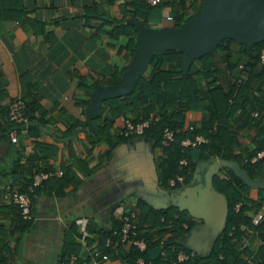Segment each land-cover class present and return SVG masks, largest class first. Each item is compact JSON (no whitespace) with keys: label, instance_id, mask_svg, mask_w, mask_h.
Masks as SVG:
<instances>
[{"label":"crops","instance_id":"crops-1","mask_svg":"<svg viewBox=\"0 0 264 264\" xmlns=\"http://www.w3.org/2000/svg\"><path fill=\"white\" fill-rule=\"evenodd\" d=\"M129 2L0 1V263L94 264L90 251L99 248L95 232L118 223L126 208L135 210L140 231H149L147 241L160 245L153 258L159 255L165 261L161 264L168 261L166 240L170 250L176 243L201 255L222 228L225 199L212 187L210 174L233 173L218 160H235L234 155L244 157L251 152L256 127L242 121L233 123L237 143L224 147V158L202 156L200 150L195 161L189 157L190 163H178L184 167L179 172L184 178L170 186L160 178L163 146L146 135L122 137L117 133L123 117L137 114L135 108L127 107L112 116L105 128L85 126L90 91L121 77V62L115 53L125 36L108 31L114 21L132 17ZM166 14H170L167 6L153 7L146 22L159 23ZM238 43L233 40L229 44L232 62L239 56ZM243 74L245 77V71ZM195 78L201 79L197 74ZM256 86L257 80L252 79L250 87ZM13 97L35 101L38 108L31 128L19 130L11 143L3 108ZM159 111L156 105L152 113ZM205 114L200 109H184L182 127L198 124ZM96 124L102 126V121L96 119ZM41 169H59L61 174L40 182L33 193L30 221H20L16 207L1 198L2 185L19 187ZM252 211L250 205L244 209L248 216ZM157 212L160 215L155 219ZM178 213L183 214L181 232L170 223ZM260 229L263 235L264 223ZM82 230L87 232L83 237ZM245 237L249 254L240 253L243 260L262 242L255 233ZM115 245H111L107 264H124L120 256L128 247L121 242Z\"/></svg>","mask_w":264,"mask_h":264},{"label":"trees","instance_id":"trees-1","mask_svg":"<svg viewBox=\"0 0 264 264\" xmlns=\"http://www.w3.org/2000/svg\"><path fill=\"white\" fill-rule=\"evenodd\" d=\"M200 1L161 0L155 5H150L145 0H130L129 3L132 6L131 16L137 17L146 26L150 8L161 5L167 6L171 15L168 26L178 27L198 10ZM2 16L1 13L0 17ZM108 34L113 36L122 34L125 36L123 44L118 45L115 53L116 59L121 62L118 69L121 73L131 58L137 39L136 31L127 18H123L114 21ZM232 41L231 38H220L208 50L194 57L186 69L180 67L179 60L182 55L180 48L170 47L164 50L152 51L147 63L148 73L141 74V71L131 90L120 96L102 99L98 113L91 118L94 130L105 128L112 116L120 115L127 107L135 108L137 114L132 118L123 117V119L128 118L131 122L147 119L148 124L139 135H146L154 141L153 143H159L160 145L161 132L164 126L172 129L174 138L170 144L162 145L165 150V157L160 161L162 169L160 178L167 184V179L174 176L175 172H177L176 174L183 172L182 168L184 167L178 165L179 159L183 158L186 163H190L188 156L190 146L181 145V139L185 136L193 138L195 134H201L206 137L205 142L196 145L201 150V155H216L224 158V147L237 143L233 123L236 124L238 121H242L246 125L257 128L256 144L254 149L248 152L246 156L236 154L233 158L246 171L248 177L254 179L259 175L260 165L264 161V154L254 161L249 160V157L254 155L256 151L264 149V72L257 67L258 52L264 42V37L251 43L239 42V56L233 62L229 59L228 51L229 44ZM125 54L127 57L124 58ZM219 62L223 64L221 67ZM239 64L242 67H239ZM174 66L177 69H174ZM243 71H245V77H242L244 75ZM221 73L224 77H221ZM196 74L201 77L200 81L195 78ZM119 79V76L115 77L114 82H118ZM252 79L257 80V86L254 89L250 87ZM37 105L35 101L30 103L24 101L23 114L27 119L25 127L28 130L37 119V115H33V112L38 108ZM156 105L160 107V111L157 115H154L152 111ZM184 109H200L206 111V114L198 124H191L189 129H185L182 127ZM253 109L257 111V116H252L249 113ZM3 115L7 134L9 128L13 126L7 119V106L3 108ZM96 119L102 121V126L96 124ZM118 135L122 137L130 136ZM30 177L29 175L24 184L15 188L19 191L25 190L26 184L30 182ZM210 180L212 187L222 193L225 199L226 213L221 230L212 240L207 252L201 255L191 254L188 249L176 243L171 246L170 250L168 248L169 241L166 240L164 247L170 253L167 252V264H170L175 258L178 249H183L189 254L186 259L176 264H264V234L260 235V228L264 223V219L258 225L253 226L249 220L250 216L244 213V209L249 205L254 210L261 201H264V187H249L238 175L232 172L228 175L212 174ZM9 184L11 185V183ZM36 189L37 186L32 192H28L30 205ZM236 202H239V205L235 209L234 204ZM13 205L16 207L20 221L28 223L31 215L28 218L21 217L17 206ZM158 215L160 213L157 212L154 218L157 219ZM182 220L183 214L178 213L175 218L171 219L170 223L181 232L179 228ZM116 224L111 225V227H101L100 230L98 229L95 232L98 236V247L108 254L112 251V244H119L114 238L111 239L109 245L104 244V239L110 235V229ZM247 227H251V231H247ZM230 230L231 232L228 234L227 232ZM162 231L159 233L161 234ZM254 231H257L255 235H258L262 242L256 247L251 257L243 260L240 253L248 255L249 251L246 246H239L238 238L241 235H251ZM156 232H158V229ZM149 235V231H144L143 236L145 238H149ZM152 243V241H147L146 248L143 251L128 247L124 250L126 257L123 253L120 258L125 259L124 264H147L149 260L147 249L152 247ZM138 256L143 259L142 263L136 262ZM164 262L159 255L149 260V264Z\"/></svg>","mask_w":264,"mask_h":264},{"label":"water","instance_id":"water-1","mask_svg":"<svg viewBox=\"0 0 264 264\" xmlns=\"http://www.w3.org/2000/svg\"><path fill=\"white\" fill-rule=\"evenodd\" d=\"M136 31L137 39L130 60L124 66L118 82L96 85L89 93L84 119L93 126L91 118L100 108L102 99L120 96L133 87L139 73L147 65L155 50L178 47L182 50L179 63L186 69L189 62L212 47L220 38H231L238 42L251 43L264 37V0H201L198 10L178 27H148L136 17L127 19ZM200 149L189 150L195 161ZM231 167L234 174L249 187H264V161L260 165V177L253 180L235 160L219 159ZM216 165V164H214ZM211 177V174H210ZM160 245L147 250L149 258L159 251Z\"/></svg>","mask_w":264,"mask_h":264},{"label":"built area","instance_id":"built-area-1","mask_svg":"<svg viewBox=\"0 0 264 264\" xmlns=\"http://www.w3.org/2000/svg\"><path fill=\"white\" fill-rule=\"evenodd\" d=\"M161 0H146V2L150 5H155ZM166 20L171 19L170 14H166L164 16ZM258 65L262 72H264V42L261 44L258 52ZM239 67H242L239 64ZM239 81V79H238ZM24 100L20 97H13L9 100L7 104V119L9 122L13 124L11 128H9L7 132L8 141L13 143L17 139L18 135V126L19 129L24 130L25 124L27 122L26 117L23 114ZM252 116H257V111L252 110L250 112ZM148 120L144 119L142 121L131 122L128 118L122 119L121 128L117 130L118 134L123 136L127 135H139L143 128L147 126ZM174 138V132L172 129L164 126L161 132L160 144L166 146L170 144V142ZM206 137L201 134H195L193 138H184L181 139L180 144L185 146L194 147L201 142H205ZM264 154V149L256 151L254 155L249 157L250 161L256 160L257 157H260ZM179 163L185 164V159L181 158L178 160ZM61 174V170L56 169H44L37 170L31 174V179L29 184H26L25 190L19 191L15 187L10 186L8 183H4L2 185L1 198L9 202L11 204H15L19 210L21 217L28 218L30 217V197L28 192H32L35 186H38L40 182L52 175ZM183 179L182 174H175L167 179V183L170 186H173L177 182H181ZM239 205V202L234 204V208L236 209ZM264 219V201H261L257 207L250 214V223L255 226L258 225ZM251 227H247V231L250 230ZM231 230L227 233L230 234ZM257 231H254L256 233ZM250 233V232H249ZM87 234L86 230H82L80 236L83 237ZM114 238L115 241L123 243L127 247H133L140 251L145 250L147 241L143 236V233L140 231L137 222H136V212L133 208H126L122 211L118 218V223L110 229V235H108L104 239V244L109 245L111 239ZM246 237L245 235L240 236L238 238L239 246L242 247L245 245ZM113 245V244H112ZM148 250V249H147ZM189 253L185 252L183 249H178L175 253V258L170 262V264H176L179 261H182L187 258ZM90 255L94 260V264H107V259L109 258L108 253L104 250H101L97 247H94L90 251ZM148 256V254H147ZM149 258V256H148ZM150 260V258H149ZM149 260L147 264H149ZM136 262L142 263L143 259L138 256L136 257ZM3 264V263H0Z\"/></svg>","mask_w":264,"mask_h":264},{"label":"rangeland","instance_id":"rangeland-1","mask_svg":"<svg viewBox=\"0 0 264 264\" xmlns=\"http://www.w3.org/2000/svg\"><path fill=\"white\" fill-rule=\"evenodd\" d=\"M152 11V9L150 8L149 10H148V13H150ZM165 11V10H164ZM147 24L149 25V24H151V25H149V27H151V28H154V26H158V27H165V26H167V25H169V21L168 20H165V19H161V21L158 23H155V24H153V23H151V22H147ZM223 64H222V62H219V66L221 67ZM148 69H147V65L144 67V69L142 70V73L141 74H147L148 73ZM116 97V96H115ZM220 175H221V173H219Z\"/></svg>","mask_w":264,"mask_h":264},{"label":"clouds","instance_id":"clouds-1","mask_svg":"<svg viewBox=\"0 0 264 264\" xmlns=\"http://www.w3.org/2000/svg\"><path fill=\"white\" fill-rule=\"evenodd\" d=\"M21 130V129H20Z\"/></svg>","mask_w":264,"mask_h":264}]
</instances>
